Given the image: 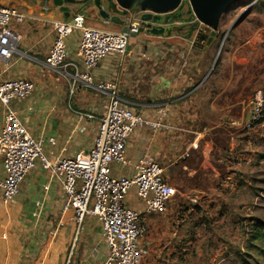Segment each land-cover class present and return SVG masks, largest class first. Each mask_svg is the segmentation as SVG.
Masks as SVG:
<instances>
[{
	"label": "crops",
	"instance_id": "obj_1",
	"mask_svg": "<svg viewBox=\"0 0 264 264\" xmlns=\"http://www.w3.org/2000/svg\"><path fill=\"white\" fill-rule=\"evenodd\" d=\"M52 1L0 0L1 5L19 8L26 18L16 27L21 37L20 52L11 59L9 66L0 64V80L24 78L35 84L34 111L26 125L33 137L44 142L47 153L57 155L65 146L74 150H86L91 146L97 122L87 119L86 115L100 116L107 98L98 92L92 97L88 94L92 89L80 84L76 85L72 96V80L46 66L45 57L55 39L51 22L65 19ZM67 7L70 22L83 16L92 20V25L111 28L93 2ZM119 19L125 21V18ZM116 25L119 30L123 27ZM143 33L133 36L126 55L108 56L92 75L114 84L122 100L149 119L156 116L159 107L170 110L171 115L154 135L144 129L129 139L127 166L112 167L116 176L131 175L145 152L165 167L167 180L176 193L167 214L147 218L148 233L143 250L144 264H169L174 254L164 245L168 240L165 231L168 222L183 203V196L198 191L187 188L185 180L206 171L213 154L214 142L208 135L209 129L201 126L196 112L197 95L193 85L197 75L192 73L208 47L195 50V58H191L189 50H194L198 32L190 40L183 33H174L170 37L146 33V40H142ZM71 39L68 61L80 63L72 50L75 43ZM142 53L147 57H140ZM68 72L73 73V70L69 68ZM3 117L4 109L0 105V130ZM50 140H54L56 146L53 147ZM49 177L48 173L38 169L25 178L17 199L7 206L0 201V264H100L94 253L96 249L101 254L105 252L99 222L88 217L78 228L71 216L62 217L60 210L64 196L60 185L50 181ZM47 185L50 189L44 191ZM191 201L196 203L197 199L193 197ZM132 203L133 200L129 202ZM35 204H39L38 207ZM135 206L139 205L136 203Z\"/></svg>",
	"mask_w": 264,
	"mask_h": 264
},
{
	"label": "built area",
	"instance_id": "obj_2",
	"mask_svg": "<svg viewBox=\"0 0 264 264\" xmlns=\"http://www.w3.org/2000/svg\"><path fill=\"white\" fill-rule=\"evenodd\" d=\"M141 16V12H130L121 30L97 27L83 16L72 22L66 18L51 22L55 39L45 57L46 66L72 80V96L80 84L107 98L100 116L86 115L97 122L95 137L86 150L65 146L57 155L47 153L44 142L33 137L26 125L34 111L35 84L24 78L0 80V105L4 109L0 130L2 205L17 199L25 178L42 169L50 181L61 187L62 217L71 216L78 228L88 217L99 222L105 252L101 254L96 249L94 253L100 264H144L147 218L166 214L176 193L167 180L165 167L148 152L135 164L133 174L116 176L112 171L113 165L127 166L128 141L133 134L147 129L154 135L171 115L169 108L159 107L156 116L149 119L129 107L115 91L114 84L92 75L108 56L127 54L133 36L143 28ZM25 19L19 8L0 4V64L9 66L20 52L21 37L16 27ZM106 23L110 25L109 21ZM76 34L74 51L80 63L68 61L69 40ZM69 68L73 73L68 72ZM262 114V106L256 105L246 127H254ZM50 143L56 146L54 140ZM49 189L47 185L44 191Z\"/></svg>",
	"mask_w": 264,
	"mask_h": 264
},
{
	"label": "rangeland",
	"instance_id": "obj_3",
	"mask_svg": "<svg viewBox=\"0 0 264 264\" xmlns=\"http://www.w3.org/2000/svg\"><path fill=\"white\" fill-rule=\"evenodd\" d=\"M197 62L196 112L214 148L206 171L185 180L198 191L183 196L168 222L169 264H264V0L232 5ZM258 104L260 122L248 129Z\"/></svg>",
	"mask_w": 264,
	"mask_h": 264
},
{
	"label": "water",
	"instance_id": "obj_4",
	"mask_svg": "<svg viewBox=\"0 0 264 264\" xmlns=\"http://www.w3.org/2000/svg\"><path fill=\"white\" fill-rule=\"evenodd\" d=\"M240 0H53V6L59 9L66 19L71 14L68 5H85L93 2L103 20L118 25H124L119 18H126L130 12H141L140 33H147L155 37H170L180 34L183 27H176V21L190 27L188 40L196 32L201 42H206V47L211 46L218 34L223 16L230 7ZM187 10L185 13L184 10ZM110 13L116 15L111 17ZM188 15V17H185ZM119 17V18H118ZM147 26V29H145ZM126 27L124 31H126ZM204 47V46H201Z\"/></svg>",
	"mask_w": 264,
	"mask_h": 264
},
{
	"label": "flooded vegetation",
	"instance_id": "obj_5",
	"mask_svg": "<svg viewBox=\"0 0 264 264\" xmlns=\"http://www.w3.org/2000/svg\"><path fill=\"white\" fill-rule=\"evenodd\" d=\"M138 12V11H137ZM184 12L186 13L187 12V10L185 9L184 10ZM110 14H112V13H110ZM116 16V15H115ZM185 17H188V15H185ZM119 18V17H118ZM143 27V26H142ZM147 27V26H146ZM181 27H183V30H182V32L181 33H183V34H185V36H187L188 34H189V30H190V27L188 26V25H183L182 24V26ZM192 38H194V36L192 37ZM201 46H204V47H201ZM205 46H206V42H201L198 38H195V42H194V50H196V51H201V49H204L205 48ZM210 47V46H209ZM209 47H208V49H209ZM208 51V50H207Z\"/></svg>",
	"mask_w": 264,
	"mask_h": 264
},
{
	"label": "trees",
	"instance_id": "obj_6",
	"mask_svg": "<svg viewBox=\"0 0 264 264\" xmlns=\"http://www.w3.org/2000/svg\"><path fill=\"white\" fill-rule=\"evenodd\" d=\"M260 122V121H259ZM262 238H264V234L262 235Z\"/></svg>",
	"mask_w": 264,
	"mask_h": 264
}]
</instances>
